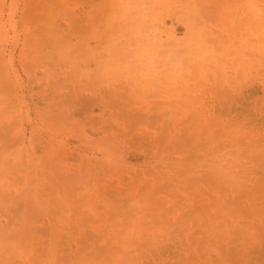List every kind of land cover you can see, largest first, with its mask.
<instances>
[{"label":"rangeland","instance_id":"1","mask_svg":"<svg viewBox=\"0 0 264 264\" xmlns=\"http://www.w3.org/2000/svg\"><path fill=\"white\" fill-rule=\"evenodd\" d=\"M0 264H264V0H0Z\"/></svg>","mask_w":264,"mask_h":264},{"label":"bare ground","instance_id":"2","mask_svg":"<svg viewBox=\"0 0 264 264\" xmlns=\"http://www.w3.org/2000/svg\"><path fill=\"white\" fill-rule=\"evenodd\" d=\"M155 31H157V36L156 37H154L153 36V38L151 39V40H153L154 41V44L155 45H158V46H164L165 45V41L163 42V41H161V33L158 31V30H155ZM156 33V32H155ZM153 34V33H152ZM166 34H168V33H166ZM166 38H167V42L169 43V42H171L173 39H174V37H176V33L175 32H171V33H169L168 35H166L165 36ZM164 39V38H163ZM255 39V38H254ZM174 42V41H173ZM180 71V70H179Z\"/></svg>","mask_w":264,"mask_h":264}]
</instances>
